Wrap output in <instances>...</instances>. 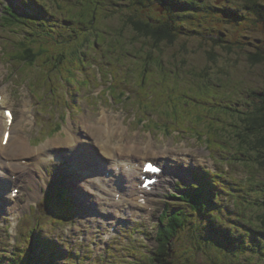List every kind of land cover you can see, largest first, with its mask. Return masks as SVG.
<instances>
[{
    "label": "rangeland",
    "instance_id": "obj_1",
    "mask_svg": "<svg viewBox=\"0 0 264 264\" xmlns=\"http://www.w3.org/2000/svg\"><path fill=\"white\" fill-rule=\"evenodd\" d=\"M93 1L25 0L20 3L21 8L28 16L44 23L32 24L28 30L19 27L24 32L19 28L8 30L2 23L4 20L0 19V86L8 85L17 120L28 108L26 104L31 106L29 121L21 119L22 123H19L31 145L37 147L56 138L67 139V126L76 124L83 128L94 125L99 120V113L106 111L112 114L117 124L123 121V130L129 132L132 145L154 142L159 155H151L147 160L161 164V160L166 161L163 164L170 166L174 172L172 177L167 178L165 183L168 185L162 188L161 195L168 194L179 180L197 183L194 178L202 177L209 170L224 180L232 178L230 181L234 179L241 183L247 175H255L260 183L264 182V167L258 162L259 151L251 149L245 142L241 145L240 138L234 136L235 130L244 131V115L257 106L258 98L254 93L264 90V60L260 63L253 61L257 55L264 56V13L252 8L253 1L183 0L185 3L198 2L201 6L195 12L190 9L191 5H184V9L191 13L186 14L183 22L179 20L180 26H185V29L180 30L184 33L174 44L167 40L157 42L146 39L131 28L120 29L132 14L145 20L155 18L157 22H167L170 15L159 0H142L143 4H138L137 0H99L103 6L99 4L95 21L90 16ZM130 1H133V7L125 3ZM257 2L260 7L264 6V0ZM116 5L121 13L112 14ZM1 9L0 3V12ZM83 20L87 22L89 39L83 34L78 35L84 26ZM20 21L30 25V22ZM48 23L51 31H47ZM64 28H67L65 34ZM95 32L99 35H92ZM36 33L48 38H43L39 44H44L50 53L41 54L36 59V65L29 66L16 57L21 51L14 45V40L21 39V46L24 47L23 35H26L27 42L36 38ZM208 33H213L214 38ZM229 46L233 49H227ZM75 48L78 50L73 54ZM168 107H172L175 114L164 111ZM232 110L236 112L232 113ZM155 123L160 127H156ZM167 124L171 125V132L164 129ZM58 126L61 130H57ZM203 126H207L205 130H199ZM209 128L213 132L208 143L194 134L198 129L202 137ZM123 130L119 128L117 135L122 133L125 136ZM258 138L259 133L249 140ZM120 140L124 139L116 138L114 144ZM142 151L145 152V149ZM89 156V166L99 161L92 154ZM58 166L60 164L55 161L47 165L45 182L41 187L38 182V188L37 184L30 185L32 191H29L30 188L26 190L23 183L16 185L21 188L22 204H28L30 192H38L37 198L24 209L18 223L13 219L7 220L11 213L6 209L5 191L0 183L1 253L14 246L16 248L18 244L27 253L26 245L29 243L26 240L33 235L30 232L36 226L41 228L35 232L37 243L33 244L34 252L39 258L54 255L52 251H46L44 243L49 240L50 245L58 248L64 262L60 264H72L74 259L67 260V257H77L80 251L85 255L78 256L77 264H90L92 260H96L95 264H123L130 259L138 262L137 256L129 249L140 255L158 247L154 238L156 224L160 222L162 212L170 207L169 199L156 196L154 204L143 207L132 203V211L129 204H118L106 215L96 205L98 196L91 194L92 189L86 188L89 196L80 194L76 190L77 181H81L78 175L73 171L74 175H71L67 172L68 168L60 166L63 173ZM97 166L101 170L106 169L100 161ZM55 172L71 180L69 196L76 198L73 200L76 205L74 203L75 217L72 222L63 217L61 207L58 211L51 206L48 209L43 206V189L48 191V183ZM39 176V179L43 177L41 170ZM101 190L111 195L107 187ZM225 193L226 200H229V193ZM114 200L113 197L112 203ZM170 202H173L170 208H185L187 213L191 211L189 207L179 205L176 199H170ZM237 206L232 198L227 203L220 202L215 217L221 227H230L222 217L231 222L238 221L240 227L236 230L241 236L239 231L246 227L238 220V212L243 209ZM253 212L249 211L246 215H252V219L257 214L261 218L264 213L262 207L255 208ZM121 213L126 214L115 220L114 217ZM209 218L202 213L197 221L190 218L194 228L184 230L174 245L176 264H264L262 253H257V256L250 253L248 259L244 255L245 260L242 258L240 262V258H224L217 247L203 243L202 247L197 245L199 242L195 243L192 231L197 233L198 223L207 222ZM112 224H117V229L114 236L107 240L105 232ZM203 228L201 226L199 231ZM39 235L45 236L43 242L40 240L42 244L38 243ZM249 237L237 238L233 243L241 244ZM225 248L232 251L228 246ZM5 258H0V264Z\"/></svg>",
    "mask_w": 264,
    "mask_h": 264
},
{
    "label": "trees",
    "instance_id": "obj_2",
    "mask_svg": "<svg viewBox=\"0 0 264 264\" xmlns=\"http://www.w3.org/2000/svg\"><path fill=\"white\" fill-rule=\"evenodd\" d=\"M115 2L118 0H114ZM243 1V0H242ZM249 1V0H248ZM252 8L255 10H259L262 13H264V6H259V3L257 0H251ZM125 2V3H132ZM138 4H143L142 0H137ZM183 2L184 4H181ZM250 2V1H249ZM159 3L161 4L162 8L165 9L166 13L170 15V18L167 22L161 21L157 22L155 18H149L148 20L138 18L136 15L132 14L129 15L126 21L121 25L120 29L124 28H131L134 30L139 36L144 37L146 39L155 40L157 42L161 41H170L171 44H174L178 37H180L181 32L180 30L185 29V26H180V23L184 21V18L187 17L186 14H189L191 12L186 11V7L184 5H191V10L198 12L200 10V3L198 2H184L183 0H159ZM99 4H102L99 0H94L92 4V9L90 12V16L94 19L98 18V7ZM256 5V6H255ZM133 7V5L131 4ZM93 7H95L93 9ZM109 11H111V4H108ZM185 8V9H184ZM263 9V10H262ZM48 12V10H46ZM124 11V10H123ZM120 10L118 9V5H116L113 8L112 14H118ZM176 13L175 16L171 15V13ZM121 13V12H120ZM233 15H239L236 12H232ZM13 17H17L15 14H12ZM10 23L8 24L11 29H14V27H23L28 30L25 26H23L22 22L19 20H11L10 17L7 18ZM181 20V22H179ZM95 21V20H94ZM92 21V22H94ZM72 22V21H71ZM84 22V26L81 29V32L78 34L85 35L89 39L90 33H87L88 27L87 22L85 20L81 21ZM99 23V22H98ZM90 24V22H89ZM183 24V23H182ZM27 27H30L28 24H26ZM41 25V24H40ZM92 25V24H91ZM93 30L96 31V27L93 26ZM184 31V30H183ZM186 31V30H185ZM97 34L96 32L92 35ZM36 38H32L31 40L27 41L26 49L30 52L26 53L23 52V54H19L17 56L18 58L25 57L27 60L31 62H35L36 59L43 53H50V50L45 47L44 44H39L40 41H42L43 37L39 33L34 34ZM99 35V33L97 34ZM208 36L213 37V33H208ZM214 38V37H213ZM222 41L224 38H220ZM214 40V39H213ZM90 41V40H89ZM24 50V47L22 48ZM227 49L232 50L233 47L229 46ZM78 48H75L73 50V54L76 53ZM215 55V54H214ZM63 57V54H61ZM39 59V58H38ZM62 59V58H61ZM52 58L49 57V61H51ZM264 56L257 55L254 58L255 63L263 62ZM28 61V62H29ZM255 96L258 98L257 106L253 109L251 112H248L247 115H244L243 121L244 124V131H234V136L240 138V144H248V146L255 150L259 151L258 153V162L260 166L264 167V155L262 156V148H264V135L262 136V131L264 130V90L260 93H254ZM236 112L235 110H232V113ZM234 127H236L234 125ZM259 133V138L257 140H249L251 136L256 135ZM263 157V160H262ZM244 159V158H242ZM247 160V159H244ZM249 180H251L250 185L246 188H244V185H239L237 187H233V189H236L237 191H240V195H238V198L241 197V201L236 202L235 197H233L235 205L240 206L239 208H242L243 211L238 215L241 219V214L245 215L244 220L246 221V229L240 230L239 233L241 236H239L236 229H232V224L230 223L228 226L230 227H221L218 222L217 218L215 217V207H219L218 201L223 202L224 198L222 196H217L215 193H207L206 196L204 191L202 190H196L195 193L187 194L184 198V201L187 203L192 204L194 202V206H190V213H187V211L179 210L175 212L171 208L167 210L163 218H161V223L157 225V237L156 241L158 244V247L155 250H149V252H141L140 255L138 252H134L133 249H129L136 257V260L138 262H133L132 260L127 261L123 264H176L174 253H175V242L180 239V235L182 232L188 228H194L193 222L190 221V218L193 219L199 218L200 214H206L209 216V220L207 219V222H201L198 223V231L197 233H193L195 237V243L199 242L197 245H201L202 243L207 246H213L217 247L219 249V252L224 258L227 259H233V258H240V262L245 255L247 259L250 257L248 256L250 253L255 254L257 256V253H262V257H264V213L261 218L259 216H255L251 219L252 215H246L247 212L252 211V214L254 213L253 210H258V208L262 207V210L264 211V182L262 181L260 183V180L257 179L255 175L252 177H249ZM245 189V190H244ZM245 191V192H244ZM229 193V192H228ZM244 193V194H243ZM68 197L67 190H63V201L65 200V197ZM205 197L206 201L205 202ZM231 198V197H229ZM70 200V199H69ZM224 203V202H223ZM72 204V201L70 200V205L67 210H70V206ZM247 211V212H246ZM261 223L258 221V219ZM257 221L259 223H257ZM225 223V221H223ZM254 224H259V226H254ZM203 226L204 228L202 231H199V228ZM224 226V225H222ZM196 227V228H197ZM263 228V230H262ZM207 230V231H204ZM235 230V231H233ZM196 231V229H195ZM192 235V236H193ZM249 237L250 239H247V241L236 244L233 243L234 240H237V238L241 237ZM44 236H38L37 239L42 241ZM233 238V240H231ZM43 242V241H42ZM247 242V243H246ZM35 243H37L35 241ZM42 244L41 242H38ZM49 243L48 240L45 241V246ZM236 244V245H235ZM235 245V246H234ZM198 246V247H199ZM228 246L229 249H232V251L225 248ZM202 247V246H200ZM55 248V247H54ZM50 249H52L50 247ZM54 250V249H52ZM54 255L46 256V257H40L37 256V252H34V247L28 248L26 254H20L21 256L17 257L15 260L16 264H60V258L57 256L56 251H53ZM129 253V252H128ZM39 258L37 260L36 258ZM223 258V257H221ZM36 259V261H35ZM70 260V258H69ZM243 260H245L243 258ZM221 261V260H220ZM250 261V260H248ZM38 262V263H36ZM44 262V263H42ZM239 262V263H240ZM233 263V261H232ZM244 263V262H243ZM189 264V263H188Z\"/></svg>",
    "mask_w": 264,
    "mask_h": 264
},
{
    "label": "bare ground",
    "instance_id": "obj_3",
    "mask_svg": "<svg viewBox=\"0 0 264 264\" xmlns=\"http://www.w3.org/2000/svg\"><path fill=\"white\" fill-rule=\"evenodd\" d=\"M7 29L11 30L10 27H7ZM20 30L24 32L22 29ZM25 38L26 35H23V52L27 51L26 53H28L30 51L29 49L25 50V43H27ZM14 42V45L22 49L21 39L16 38ZM20 62L28 64L25 57H22ZM10 101V94H6L2 104H7L9 107ZM26 106L28 108L23 110L21 118L17 120L15 117L12 125H9L5 121L4 115L0 114V183L3 186L2 190L5 191V199L9 210L17 211L22 209L19 204L22 192L20 191L21 193L18 197L13 200L10 197L9 187L13 183L17 185L23 183L25 184V189L29 190L30 185H36L40 182V170L43 174L41 180L45 182L44 176L47 174V165L55 161L62 168H68L66 170L69 174L74 175L72 172L74 171L75 175H78L81 181H77L76 190L80 194L87 195L88 191L86 188L92 189L91 194L98 196L95 199V203L101 212L109 215L110 209L117 207L118 204L125 203L129 204L130 211H132V203L138 194V180L143 172V160L151 155L156 157L159 155L153 141L144 142L140 145L134 143L132 145L133 140L130 138L129 132L123 130L125 127L123 121L117 124L113 116H111L112 114L102 111L98 115V122L94 125L89 124L81 128L76 124H70V126H67L69 134L67 139L56 138L41 146L33 147L28 135L19 126V123H22L21 119L25 122L29 121V113L32 108L28 103ZM172 110V107L164 109L166 112L175 114L174 110ZM1 111L5 112L4 105L0 106ZM170 126V124H167L164 129H172ZM8 127L11 130V134L8 143H4V133ZM119 128L123 130L125 136L122 133L117 135ZM105 132L107 133L106 135L104 134ZM116 138H123L124 140L114 144ZM75 141L78 143H75ZM143 148L146 153L142 151ZM89 154H92L94 158H98L106 166V169L101 170L98 168L97 162L99 161L89 166L88 163L91 161ZM163 163H166V161H163ZM79 171L80 174H78ZM173 175L174 172L169 170L166 176L172 177ZM53 176L55 180L57 178L56 182H58L60 176L58 174ZM166 176L162 177L156 191L152 192L148 204H153L156 192L162 182L166 180ZM101 187H107L111 191V195L109 196L107 192L102 191ZM117 193H124V197L121 203L116 200L112 203L113 197L116 199ZM37 196L38 192L30 193L28 195L29 201L33 202ZM29 205L30 203L25 204L26 207Z\"/></svg>",
    "mask_w": 264,
    "mask_h": 264
},
{
    "label": "snow or ice",
    "instance_id": "obj_4",
    "mask_svg": "<svg viewBox=\"0 0 264 264\" xmlns=\"http://www.w3.org/2000/svg\"><path fill=\"white\" fill-rule=\"evenodd\" d=\"M5 115L8 117V123H11L12 120V113L10 111L5 112ZM7 138H8V133L5 132L4 133V141L7 142ZM145 170H151V171H156V169L153 167V165L151 163H148L145 166Z\"/></svg>",
    "mask_w": 264,
    "mask_h": 264
}]
</instances>
